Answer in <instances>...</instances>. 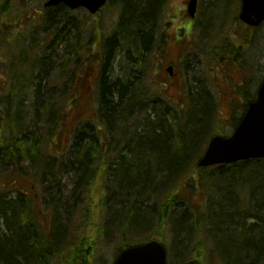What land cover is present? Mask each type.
<instances>
[{
  "label": "trees",
  "instance_id": "16d2710c",
  "mask_svg": "<svg viewBox=\"0 0 264 264\" xmlns=\"http://www.w3.org/2000/svg\"><path fill=\"white\" fill-rule=\"evenodd\" d=\"M122 1L125 5L122 21L106 48L102 46L106 61L101 65L97 61L101 54L99 49H96L97 58L94 53L81 58L78 48L64 52L63 56L68 57L69 63L64 69L63 58L60 79L68 81L70 86L57 88L61 93L59 100L56 87L50 85V67L57 65L60 58L62 61V56L57 54L54 41L45 46L44 56L38 58L27 78L34 85L30 113L36 115L39 123L31 128L27 122L29 113H24L22 103L15 111L13 102H9L8 138L2 137L0 141V159L16 166L13 173L20 171L21 162L28 161L31 168L47 178L49 167L43 168L42 164L56 160L50 158L52 132L59 125L63 127L66 118L75 120L79 98L75 84L83 81L90 70L91 74L98 68L96 115L92 118L83 116L85 120L81 125L75 123L68 161L61 159V162L68 163L67 169L75 185L74 193L81 192L88 199L98 179L108 177L111 169L109 195L112 199L115 190L119 192V210L107 217L106 224L107 229L117 225L115 232L120 245L117 255L131 246L158 238L166 244L168 229L174 238L170 251L175 252H170V264L173 260L178 264L192 261L200 264H264V159L207 169L197 166L210 139L215 135H226L223 122L213 117L211 120L208 99L207 102L196 101L193 107L196 111L189 108L183 111V103L172 105L168 101H160L159 107L157 103L151 109H138L135 91L144 86L147 63L155 51L158 31L155 17L161 0ZM9 2L4 0L0 10L5 11ZM71 13L63 5L55 7L50 10L45 23L47 26L59 24L56 18ZM193 27V23L186 19L182 37L189 36ZM54 39L59 42L60 34ZM121 56L126 62L122 69L123 78H115L113 61ZM14 82L17 81L14 79ZM44 82H48L47 86L43 85ZM66 90L68 115H65V103H61L67 96ZM245 96L247 102L241 105V113L234 114L230 123L232 128L239 124L251 99L256 98L248 89ZM107 155L111 159L115 157L113 166L106 162ZM210 169L214 171L204 176L203 173ZM56 175L52 174V177ZM240 179H245L249 185V196L236 194L235 189L243 186ZM205 180L207 187H204ZM195 184L205 193V207L191 203L187 192L191 190L193 193ZM4 187L0 184V220L6 227L0 232V264H52L51 257L45 255L43 248L29 244L83 242L92 246L107 231L94 218L91 226V218L85 210L80 211V218L75 221V204L65 208L62 207L64 199L53 197L47 208L53 210V222L49 228L40 222L38 210L31 206L29 200L9 196L10 191ZM234 198L237 207L230 205ZM244 199L248 206L252 205L251 212L248 207L243 209ZM109 201L103 200L104 211ZM63 210L70 217L67 226L61 222ZM248 218L256 219V222L248 224ZM152 222L155 231L145 237ZM69 257L66 263L76 264V252Z\"/></svg>",
  "mask_w": 264,
  "mask_h": 264
},
{
  "label": "rangeland",
  "instance_id": "374dc122",
  "mask_svg": "<svg viewBox=\"0 0 264 264\" xmlns=\"http://www.w3.org/2000/svg\"><path fill=\"white\" fill-rule=\"evenodd\" d=\"M47 1L10 0L7 9L0 10V141L2 137L8 138L6 129L8 102H13L15 111L16 107L22 103L24 113H29L27 122L31 128L39 123L36 115L30 113L29 109L32 105L34 89V85H30L27 81L33 61L32 57H43L45 46L54 41L58 50L57 54L62 56V61L60 58L57 65L54 64L55 66L50 67V85L59 90L60 87L70 86L68 81L60 79L64 52L78 48L82 51L81 58L85 59L86 54L91 53H94L97 58V46L100 43L105 44L112 37L125 6L122 5V0H108L107 5L97 15H91L85 9H79L71 14L56 18L59 24L53 23L51 26H47L45 22L50 14V9L45 7ZM2 2L4 0H0V4ZM182 2L183 0H169L163 8L159 42L153 53L154 58L148 63L144 86L135 91V99L139 102L138 109H151L157 103H159L157 106L159 107L162 103L160 101H168L172 105L183 103V111L187 108L192 111L196 101L207 102L206 99H208L211 105L209 113L211 120L213 117L223 122L225 134H231L233 131L230 125L231 120L234 114L241 113V105L245 104L247 97L241 95L244 93V88L240 85L245 82V79H247L246 81L252 80L248 91L254 92L264 76V25L258 28L255 33L239 21L240 0H199L194 30L190 39L182 41L179 40L180 23L184 18ZM58 34H60L59 42L52 39ZM250 40L251 42H249ZM227 42L234 50H225L227 52L225 53L219 47H223ZM238 53H241V57L246 63L243 69L234 66L240 65L241 61L234 60L231 63V60H228V57L234 55L237 57ZM222 57L225 59L221 62L220 58ZM122 60L121 56L116 58L114 63L112 62L115 78L123 75L122 69L126 62ZM170 67H173V75L168 71ZM90 71L81 83L75 84L78 87L77 96H79L75 120L66 118L65 125L63 127L59 125L52 132L50 158L56 159L54 161L56 166L49 169L48 177L45 178L44 174L36 172V169L30 167L28 161L21 162L19 164L20 171L13 173L16 166L12 162L0 159V184L5 186L6 191H10L9 196L29 200L31 206L37 208L40 222L47 226L51 219L53 221L47 212V208L50 206L49 200L52 197L56 200L64 199L62 207L65 208H70L75 204V221L80 218V211L84 212L85 210V214L91 218L90 225L94 218L107 230L100 240H96L92 244L93 256L90 257L88 264H113L120 248L117 232H115L117 225H111L107 229L106 223L107 217H111L119 210L117 204L119 192L117 193L115 190L111 199L109 195L112 187L111 169L108 170V177L98 179L96 185L91 189L88 199L81 192L74 193L75 185L67 169L68 163L61 162V159L68 161L71 149L69 143L75 130V123L81 125L82 120H85L82 119L83 116L92 118L96 115L99 96L98 68L93 69L91 74ZM14 79L18 83L14 82ZM45 83L47 86L48 82ZM18 89L22 90L18 91ZM58 89L56 97L59 100L61 93L58 92ZM235 90H239L241 93L236 94ZM142 91H144V95L141 94ZM190 95L191 99H188ZM64 101H69L68 94L61 100L63 105ZM170 111L172 110L170 109ZM114 160L115 157L111 159L110 156H106V162L111 166L114 165ZM213 171L214 169H210L203 174L205 176ZM52 174L57 175L52 177ZM196 176L198 179V174ZM240 180L243 182V186L235 189L236 194H242V197L249 196V185L245 179ZM196 187L197 185L193 193L191 190L187 192L191 196V203L200 208L205 207L203 197L205 193ZM204 187H207L206 180ZM202 189L204 190V188ZM245 189H247L246 193ZM103 200L105 202L110 200L105 211L103 210ZM236 201L234 198L230 201V205L237 207ZM96 205L98 206L96 207ZM247 207L251 212L252 205L248 206L244 199L243 209H247ZM194 213L196 215L195 209ZM250 218L247 219L248 224L256 222V219L250 220ZM69 219L67 211L63 210L61 213L62 225H69ZM153 223L150 224V229L147 230L149 232L144 235L145 237L155 231ZM5 228L0 220V232ZM165 235L166 245L170 251L174 245V238L168 229ZM80 258L81 256L76 260V264L81 263ZM172 264H178V262L173 260Z\"/></svg>",
  "mask_w": 264,
  "mask_h": 264
},
{
  "label": "water",
  "instance_id": "95a60500",
  "mask_svg": "<svg viewBox=\"0 0 264 264\" xmlns=\"http://www.w3.org/2000/svg\"><path fill=\"white\" fill-rule=\"evenodd\" d=\"M105 2L106 0H49L45 6L53 7L64 3L72 10L84 7L95 14ZM196 12L197 0H192L188 13L191 18H195ZM239 18L249 26H260L264 22V0H243ZM253 159H264V81L257 99L248 106L233 134L228 137L214 136L199 160L198 167L208 168ZM114 264H168V251L163 243L152 240L125 249Z\"/></svg>",
  "mask_w": 264,
  "mask_h": 264
},
{
  "label": "flooded vegetation",
  "instance_id": "af4514ba",
  "mask_svg": "<svg viewBox=\"0 0 264 264\" xmlns=\"http://www.w3.org/2000/svg\"><path fill=\"white\" fill-rule=\"evenodd\" d=\"M169 2V0H161L159 2V6H158V11L156 13V17H155V26H160L162 23V18H163V8L166 6V4ZM190 0H183L182 2V6L184 7V11L187 10V6L189 4ZM122 5H124V2L122 3ZM240 5H241V0H240ZM198 9H199V1H198ZM124 10V8H123ZM198 15V12H197ZM187 16H186V12L184 14V18L181 21V23L183 24V22L186 20ZM197 20V16L195 18V21ZM180 23V24H181ZM250 42V41H249ZM243 45V44H242ZM222 50H224V47H221ZM238 57H235V55L233 56L234 60H239V62L241 61L240 65H237L236 67L243 69V66L246 64L244 59L241 57V53H238ZM65 67H68V57H65ZM106 59V57L104 56V60ZM233 60V61H234ZM106 61V60H105ZM221 62L223 60H220ZM82 81H79V83H81ZM66 94H68V90H66ZM252 100V99H251ZM55 163H50L48 164V166H50L49 168L53 169ZM56 166V165H55ZM45 212V211H42ZM49 214L50 212H52V209L47 211ZM30 246L33 247H37L40 246L41 248H43L45 255L50 256L51 257V263L52 264H65L64 262L68 260L69 255L72 254L74 255L76 252V255L78 257L81 256L80 260L81 263L80 264H88L90 257L93 256L92 253V247L89 244L86 243H75V242H48V243H32L29 244ZM74 250V252L72 251ZM78 250V251H76ZM78 257L76 259H78ZM115 261V260H114ZM114 263V262H113Z\"/></svg>",
  "mask_w": 264,
  "mask_h": 264
}]
</instances>
